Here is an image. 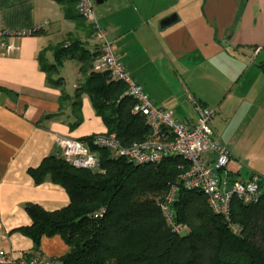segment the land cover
Listing matches in <instances>:
<instances>
[{
    "label": "crops",
    "instance_id": "0c3cea01",
    "mask_svg": "<svg viewBox=\"0 0 264 264\" xmlns=\"http://www.w3.org/2000/svg\"><path fill=\"white\" fill-rule=\"evenodd\" d=\"M0 12L6 28L33 31L12 39L19 49L0 53V252L34 257L33 241L20 230L32 223L26 204L38 203L53 211L69 204L70 197L50 180L36 184L29 169L47 156H61L57 137L82 139L104 134L107 127L84 95L82 122L72 129L76 120L72 100L63 104L61 112L60 107L62 96H74L82 78L78 64L65 61L74 67L75 81L68 84L60 70L64 83L54 86L39 61L42 50L71 34L86 39L90 33H85L82 20L66 18L56 0H0ZM173 15L176 19L162 27ZM96 19L97 33L102 31L113 43L118 58L152 102L172 111L178 120H196L192 99L211 107L218 103L215 117L222 118L236 117L244 106L247 112L264 107V99L259 105V100L235 92L242 71L250 70H255L251 89L264 90V0H102ZM97 33L93 43H99ZM46 57L54 62V51L47 50ZM223 92L227 93L223 96ZM234 99L238 104L231 107ZM56 113L60 114L46 117ZM215 123L212 120L216 137L226 145L227 131L219 132ZM229 150L230 179L247 180L253 175L264 179L257 166L240 163L236 147ZM68 251L61 236H46L39 255L49 259Z\"/></svg>",
    "mask_w": 264,
    "mask_h": 264
},
{
    "label": "trees",
    "instance_id": "16d2710c",
    "mask_svg": "<svg viewBox=\"0 0 264 264\" xmlns=\"http://www.w3.org/2000/svg\"><path fill=\"white\" fill-rule=\"evenodd\" d=\"M56 1L63 6L66 18L85 19L78 0ZM91 28L96 34V26L91 23ZM91 39L71 34L39 54L41 68L54 86L64 83L60 66L65 61L78 64L82 78L74 96H62L60 112L71 99L76 120L70 126L78 127L82 97L87 95L107 127L104 134H115L126 145L145 139L150 126L144 116L133 112L134 100L125 84L110 72L96 69L100 43ZM49 49L54 51L52 63L46 57ZM261 66L264 69V64ZM99 135L81 140L93 143ZM93 149L101 157L98 170L77 168L58 155L47 156L29 169L36 184L50 180L70 197L69 204L53 211L38 203L26 204L32 223L20 230L33 241L35 256H40L43 237L59 235L69 251L49 259L57 258L62 264H264V196L249 205L235 201L231 217L226 219L211 208L202 191L187 189L178 181L184 172L179 158L137 165L111 156L104 148ZM174 184L177 192L170 210L181 230L170 224L163 201L156 198Z\"/></svg>",
    "mask_w": 264,
    "mask_h": 264
},
{
    "label": "built area",
    "instance_id": "2783aa9c",
    "mask_svg": "<svg viewBox=\"0 0 264 264\" xmlns=\"http://www.w3.org/2000/svg\"><path fill=\"white\" fill-rule=\"evenodd\" d=\"M97 0H78L81 15L97 25ZM33 31L11 30L3 25L0 12V53L2 55L19 49L12 39L32 34ZM101 56L96 61L97 70L108 71L111 76L125 84L126 92L134 100L133 112L145 117L150 134L141 141L124 144L115 134H101L93 143L70 137H57L61 157L81 169L98 170L101 157L93 147L108 150L115 158H127L137 165L158 164L167 158H179L178 181L187 189L200 190L208 198L211 208L230 219L235 201L243 204L259 202L264 196V179L253 175L247 180H232L227 172L232 158L229 148L216 137L212 119L218 108L203 105L192 99L197 112L195 121H181L172 111L156 106L143 86L129 73L118 58L113 43L102 31L97 33ZM259 50L257 51V53ZM177 186L174 184L161 203L170 224L177 230L182 226L174 223L171 204L175 201ZM0 264H62L59 259H44L40 256L15 258L0 252Z\"/></svg>",
    "mask_w": 264,
    "mask_h": 264
},
{
    "label": "rangeland",
    "instance_id": "374dc122",
    "mask_svg": "<svg viewBox=\"0 0 264 264\" xmlns=\"http://www.w3.org/2000/svg\"><path fill=\"white\" fill-rule=\"evenodd\" d=\"M98 7V4L96 8ZM83 29L86 32L90 33L87 36L95 37V33H92L91 23L84 19L81 22ZM90 26V27H89ZM88 27V28H87ZM86 36V34L84 35ZM97 36V35H96ZM73 66L71 64H63L60 66V70L62 74L66 77V81L68 84L75 81V71L73 70ZM253 71L250 70L249 72L242 71L238 86L235 90L236 94H246L250 100H259V105H261V101L264 99V90L262 91L261 87L255 86L251 89V83H254L255 75ZM112 77V76H111ZM252 81V82H251ZM260 84V83H259ZM252 90V91H251ZM251 92V93H250ZM227 93V92H226ZM223 92V96L226 94ZM231 104V107H236L235 105L238 102L234 99ZM242 106V105H241ZM240 106V107H241ZM214 108H220L218 103L213 105ZM242 110L237 113V116H231L229 118H222L220 114L218 116H214L212 119L215 120L216 123L214 127L218 129L219 125V132H226V139L228 148L230 146L236 147L237 151L239 152L240 163L244 164L248 167H255L260 172H264V107L260 106L258 110L256 108L250 109L248 112L245 111L246 107H242ZM256 110V114L254 113ZM255 114V115H254ZM254 115V116H253ZM216 118V119H215ZM222 118V119H221ZM222 124H219V123ZM217 132V131H216ZM229 142V143H228ZM169 194V190L165 191L161 194H157L156 198L158 200L163 201Z\"/></svg>",
    "mask_w": 264,
    "mask_h": 264
},
{
    "label": "water",
    "instance_id": "95a60500",
    "mask_svg": "<svg viewBox=\"0 0 264 264\" xmlns=\"http://www.w3.org/2000/svg\"><path fill=\"white\" fill-rule=\"evenodd\" d=\"M102 3V0H97V4ZM176 19V16L173 15L172 17L165 19V21L162 22V27L168 25L169 23L173 22Z\"/></svg>",
    "mask_w": 264,
    "mask_h": 264
}]
</instances>
